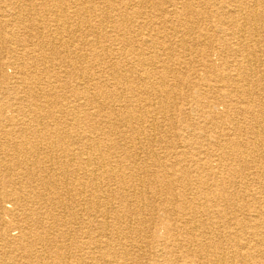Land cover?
Instances as JSON below:
<instances>
[{"label":"rangeland","instance_id":"obj_1","mask_svg":"<svg viewBox=\"0 0 264 264\" xmlns=\"http://www.w3.org/2000/svg\"><path fill=\"white\" fill-rule=\"evenodd\" d=\"M26 1L0 0V8H4L0 10V186L11 176V188L24 189L18 159L35 153L26 149L38 146L41 158L66 153L89 159L95 150L86 148L90 146L86 140L100 137L103 153L111 159L109 177L105 179L108 194L100 195L98 200L109 201L111 227L120 232L111 238L120 241L114 251L120 255L129 252V264H212L214 257H202L204 254L194 251L195 245L191 244V251L181 249L180 245L190 239L186 230L194 231L200 238L205 227L199 228V220L218 230L229 226L230 221L252 222L254 217H250L247 207L240 208L236 203L239 199L232 201L235 205L228 204L230 201L221 197L222 192H247V201L252 203L264 199V18L248 25L243 43L242 32L227 23L230 14L222 9L230 8L233 0H113L110 7L103 0H84L87 10H77V4L69 0L62 10H21ZM250 5L236 15L238 23H244ZM260 5L264 11L262 0ZM106 11L112 14L107 24L94 29ZM255 31L256 37L252 33ZM96 38L101 41V57L95 53L92 40ZM120 46L123 54L112 55L113 48ZM234 46L244 47V56L234 54ZM254 52L262 61L252 62L257 74L246 84L251 90L246 95L252 101L251 113H242L234 103L241 107L243 94L239 90L247 81L241 71L248 67V58ZM119 66L123 69H116ZM109 68L120 70L122 79L117 81V87L107 91L123 97L112 105L94 104L93 77L102 75L106 82H113ZM21 74L36 85H24ZM28 89H32L31 95ZM33 100L39 104L37 107L29 104ZM95 110L102 114L99 120L92 115ZM121 111L126 120L118 115ZM128 124L133 128H128ZM249 126L259 129V133L252 132ZM3 158L9 164L1 161ZM80 164L78 161L72 166V177L78 179L72 184L93 190V181L89 183ZM50 187L53 192L55 189ZM124 192L127 197H123ZM197 193L199 199H195ZM205 194L215 197L206 206L202 204L213 212L211 220L206 219L203 209L196 215L190 211L201 206L197 203L203 201ZM262 204L256 202L253 207ZM12 205L9 199L0 198V264H52L58 256L61 264H83L85 256L91 254L92 249L82 247V242L88 240L84 234L89 227L91 234L98 230L94 208L74 209L77 215L71 221V229L72 234L77 231V241L69 235L66 240L57 239L51 247L39 244L34 237L28 240L21 236L10 211ZM138 208L140 211L136 212ZM260 220L264 221V217ZM235 226L238 225L230 224L224 234ZM57 229L61 232V226ZM231 240H222L221 252L224 251L226 262L234 264L232 260L238 257L230 252ZM94 252L99 264H104L99 258L101 253L96 249ZM160 252L164 257L158 256ZM259 253L253 264H264V255ZM21 255L25 256L23 260Z\"/></svg>","mask_w":264,"mask_h":264},{"label":"bare ground","instance_id":"obj_2","mask_svg":"<svg viewBox=\"0 0 264 264\" xmlns=\"http://www.w3.org/2000/svg\"><path fill=\"white\" fill-rule=\"evenodd\" d=\"M5 1V0H2ZM28 1V2H27ZM24 5L21 6V10H26V8L28 7L29 10H62V8L64 7V5L66 4V2H68L69 0H58L60 1L59 3H55L57 0H27ZM113 0H103L102 3L103 4H110ZM70 2L77 4V10H87L86 4L84 2V0H70ZM262 2H264V0H262ZM251 5L248 7L247 9V17L245 16L244 19V23H238V21H236V15L239 14L242 11V8L245 5L250 4ZM101 5V4H100ZM104 5V7H106ZM101 7V6H100ZM108 7V8H109ZM107 8V7H106ZM222 8V7H221ZM224 10H226L230 16L228 17V19L226 20L228 24L232 25L233 27H236L238 30H240L242 32V37L241 40L244 43L247 39V34H245L246 29H248V25H255L257 22H259L261 19L264 18V11H261V5H260V0H233L232 6L229 8V6L226 8H222ZM0 10H4L3 6L0 8ZM9 10V9H8ZM11 10V9H10ZM64 10V9H63ZM115 10V9H113ZM117 10V9H116ZM264 10V8H263ZM14 12V11H13ZM16 12V10H15ZM107 12V11H106ZM20 13V12H19ZM3 14V13H2ZM11 14V13H10ZM24 14V13H23ZM111 12H107L104 15V18L101 20H97L96 23L94 24V29H98L99 27H101V24H107V21L110 17ZM14 15V14H12ZM57 15V14H56ZM118 15V14H117ZM233 18H232V16ZM112 16V14H111ZM120 17V16H119ZM16 18V17H15ZM57 18V16H56ZM72 18V17H71ZM70 18V19H71ZM113 18V17H112ZM122 18V17H121ZM132 18V17H131ZM136 18V17H135ZM18 19V18H17ZM88 19V17L86 18ZM118 19V18H117ZM124 19V18H123ZM123 19H118V20H123ZM152 19V18H151ZM5 20V19H4ZM131 20V19H130ZM3 21V20H2ZM11 21V20H10ZM13 21H15L13 19ZM89 21V20H88ZM54 22V21H52ZM69 22V21H68ZM75 22V21H74ZM118 22V21H117ZM65 23V22H64ZM113 23V22H112ZM10 24V23H9ZM49 24V23H48ZM71 24V23H69ZM6 25V24H5ZM66 25V23L64 24ZM89 24H87L88 26ZM116 25V24H114ZM118 25V24H117ZM125 25V24H123ZM68 26V25H67ZM164 26V25H163ZM13 26H11L12 28ZM61 27V26H60ZM71 27V26H70ZM90 27V26H88ZM115 27V26H114ZM152 27V26H151ZM62 28V27H61ZM121 28V27H120ZM128 28V26H127ZM1 29V28H0ZM69 29V26L68 28ZM74 29V28H73ZM93 29V28H92ZM257 29V28H256ZM70 30V29H69ZM77 30V29H76ZM120 30V29H119ZM168 30V29H167ZM6 31V29H5ZM15 32V31H14ZM59 32V31H58ZM5 33V32H4ZM75 33H77V31H75ZM79 33V32H78ZM253 34L256 33L252 32ZM251 33V34H252ZM17 34V33H16ZM68 34V33H66ZM145 34V33H144ZM252 34V35H253ZM15 35V34H14ZM19 35V34H18ZM51 35V34H50ZM61 35V34H60ZM75 35V34H74ZM257 33L254 35V37H256ZM16 37H18L17 35H15ZM30 36V35H29ZM55 36V35H53ZM66 36V35H65ZM78 36V35H76ZM258 36V35H257ZM49 37V36H48ZM58 37V36H57ZM67 37V36H66ZM69 37V36H68ZM105 37V36H104ZM108 37V36H107ZM8 38V37H7ZM62 38V36H61ZM121 38V37H120ZM4 40V39H3ZM29 40V39H28ZM64 40V39H63ZM121 40V39H120ZM149 40V39H148ZM255 41H257V39H254ZM6 41V40H5ZM9 41V39H8ZM14 41V40H13ZM94 43L95 48V53L96 55H101L100 54V50L98 51V49L101 46V41L100 39L96 38L94 40H92ZM119 41V40H118ZM132 41V40H130ZM150 41V40H149ZM58 42V41H57ZM121 42V41H120ZM252 42V41H251ZM6 43V42H5ZM59 43V42H58ZM148 43V42H147ZM27 44V43H26ZM137 44V43H136ZM62 45V43H61ZM118 45V44H117ZM151 45V44H150ZM237 45V44H235ZM2 46V45H1ZM6 46V45H5ZM27 46V45H26ZM69 46V44H68ZM137 46V45H136ZM155 46V45H154ZM239 46H241L239 44ZM11 47V46H10ZM166 47V46H164ZM70 48V47H69ZM136 48V47H135ZM169 48V47H168ZM167 48V50H168ZM242 48V46H241ZM240 47H236L234 46V48H231V50L233 52H235L234 54H237L238 56H244L243 53L246 52L245 48L243 47V49H241ZM58 49H60V46L58 47ZM64 49V48H63ZM115 50H113L112 55L117 56V55H122L123 54V48H121V46L119 48H113ZM103 50V49H102ZM108 50V49H107ZM2 51V50H1ZM59 51V50H58ZM63 50H60V52ZM17 52V51H16ZM102 52V51H101ZM65 53V52H64ZM94 53V54H95ZM142 53V52H141ZM32 54V53H31ZM67 54V53H66ZM107 54V53H106ZM68 55V54H67ZM260 55V54H259ZM33 56V55H32ZM60 56V55H59ZM58 56V57H59ZM103 56V55H102ZM111 56V55H109ZM36 57V56H35ZM68 57V56H67ZM76 57V56H74ZM101 57V56H100ZM122 57V56H121ZM34 58V57H33ZM41 58V57H40ZM39 58V61H40ZM86 58V57H85ZM107 58V57H106ZM105 58V59H106ZM115 58V57H114ZM150 58V57H149ZM153 58V57H152ZM20 59V58H19ZM35 59V58H34ZM74 59V58H73ZM104 59V57H103ZM117 59V58H115ZM114 59V60H115ZM123 59V58H121ZM248 61V67H245L243 71H241V73H244L243 75H245L244 77V82L245 80H247L244 84V86L239 90L240 92H242L243 96H241L242 101L241 103V107L239 106L238 103H234L235 105L238 106V110L241 111L242 113H251V98L250 96L246 97V95L248 93L251 92L250 88L247 87V85H249V80H252L256 74L255 69L252 64V62H259L262 61V57H258L255 52L252 54V56H250ZM23 60V59H22ZM43 60V59H42ZM119 61V59H118ZM124 61V59H123ZM150 61V60H149ZM153 61V60H152ZM71 62V61H70ZM75 62V61H74ZM116 62V61H115ZM170 62V61H169ZM14 63V61H13ZM110 63V62H109ZM15 64V63H14ZM13 64V65H14ZM29 64V63H27ZM39 64V63H38ZM99 63H96V65L94 64L95 67L98 66ZM112 65H114L113 63H111ZM157 64V63H156ZM172 64V63H171ZM255 64V63H254ZM257 64V63H256ZM22 65V64H21ZM111 65V66H112ZM3 66V65H2ZM23 66V65H22ZM30 66V65H29ZM238 66V65H237ZM240 66V65H239ZM113 67V66H112ZM23 68V67H22ZM74 68V67H73ZM93 68V67H92ZM164 68V67H162ZM166 68V67H165ZM31 69V68H30ZM43 69V68H42ZM111 70V68H109ZM116 69H123L121 68V66H119ZM114 68V70H111L109 73L113 78V82H106L105 79H103V76H99L96 77L94 76V86H93V90H95L94 94L95 95L93 97V102L94 104H110L112 105L113 103L119 101V99H121V95L120 96H114L110 93H108V89L109 87H114L116 86L117 81H119L120 79H122V73H120V70H116ZM37 70V69H36ZM99 70V69H98ZM97 70V71H98ZM106 70V69H105ZM164 70V69H163ZM40 71V70H38ZM47 71V70H46ZM100 71V70H99ZM109 71V70H108ZM107 71V72H108ZM124 71V70H123ZM22 72V71H20ZM24 72V71H23ZM22 72V73H23ZM32 72V71H31ZM103 73V71H102ZM105 73V72H104ZM151 73V71H150ZM240 73V74H241ZM8 74V73H7ZM32 74V73H30ZM41 74V73H40ZM22 75V74H21ZM39 75V74H38ZM42 75V74H41ZM83 75V74H82ZM81 75V77H82ZM150 75V74H149ZM34 76V74L32 75ZM156 76V75H155ZM23 77V75H22ZM92 77V76H91ZM127 77V76H124ZM32 78V77H31ZM40 78V77H39ZM89 78V77H87ZM128 78V77H127ZM164 78V77H163ZM27 79V80H26ZM35 79V78H34ZM44 79V78H43ZM109 79V78H108ZM22 80V78H21ZM58 80V79H57ZM40 81V80H39ZM50 81V80H49ZM48 81V82H49ZM161 81V80H160ZM158 81L160 84L161 82ZM54 82V80H53ZM60 82V81H59ZM150 82V81H149ZM153 82V81H152ZM167 82V81H166ZM248 82V83H247ZM23 83L24 85H26L25 83L28 84V86H30L31 84V80L27 77H23ZM33 83L35 84V82L32 81V88H33ZM92 83V82H91ZM155 83V82H154ZM164 83V82H163ZM87 84V83H86ZM119 84V83H118ZM157 84V83H156ZM247 84V85H246ZM36 85V84H35ZM53 85V84H51ZM82 85V84H81ZM154 85V84H153ZM30 86V87H31ZM150 87L152 85H149ZM49 87V86H48ZM54 87V86H53ZM61 87V86H60ZM117 87V86H116ZM154 87V86H153ZM15 88V87H14ZM35 88V87H34ZM47 88V87H46ZM70 88V87H69ZM160 88V87H159ZM19 89V88H18ZM56 89V88H55ZM25 90V89H24ZM32 90V89H30ZM28 89L29 94L31 95V93L33 91H30ZM41 90V88L39 89ZM172 90V89H171ZM49 91V90H48ZM52 91V90H50ZM150 92V91H149ZM153 92V91H152ZM155 92V91H154ZM39 93V92H38ZM53 93V92H52ZM50 93V94H52ZM154 94V93H153ZM245 94V95H244ZM40 95V94H39ZM54 95V93H53ZM137 95V94H136ZM41 96V95H40ZM48 96V95H47ZM158 96V95H157ZM252 96V95H251ZM26 97V96H25ZM63 97V96H62ZM91 97V96H90ZM154 97V96H153ZM53 98V97H52ZM92 98V97H91ZM46 99V98H45ZM57 100V98H55ZM63 99V98H62ZM65 99V98H64ZM146 99V98H145ZM167 99V98H166ZM47 100V99H46ZM61 100V99H60ZM150 100V98H149ZM35 101V100H33ZM54 101V100H51ZM63 101V100H62ZM41 102V101H40ZM45 102V101H44ZM43 102V103H44ZM47 102V101H46ZM55 102V101H54ZM128 102V101H127ZM154 102V101H153ZM161 102V101H160ZM91 103V102H90ZM122 103V102H120ZM155 103V102H154ZM30 105H35L36 107L39 105L36 101L35 102H30ZM42 105V104H41ZM56 105V103L54 104ZM59 105V104H58ZM132 105V104H131ZM44 106V105H43ZM122 106V105H120ZM35 107V108H36ZM42 107V106H41ZM52 107V106H51ZM55 107V106H54ZM61 107V106H60ZM59 107V108H60ZM64 107V106H63ZM81 107V106H80ZM119 107V106H118ZM77 108V107H76ZM89 108V107H88ZM95 108V107H94ZM174 108V107H172ZM64 109V108H63ZM87 109V108H86ZM99 109V108H98ZM80 110V109H79ZM91 110V109H90ZM53 111V110H52ZM38 112V111H37ZM149 115V111L147 112ZM257 113V112H256ZM264 113V112H263ZM24 114V113H23ZM46 115V114H45ZM92 115L94 116V118L97 120L98 118H100L102 116V114L100 113V110H95L94 112H92ZM118 115L121 117V119L125 118V120L127 119L126 114L124 113V111H121L118 113ZM131 115V114H129ZM151 115V114H150ZM40 116V115H39ZM51 116V114H50ZM53 116V115H52ZM51 116V117H52ZM115 117V116H114ZM131 117V116H130ZM142 117V116H141ZM153 119V118H152ZM99 120V119H98ZM139 120V119H138ZM154 120V119H153ZM150 121V122H153ZM156 120V118H155ZM264 120V117L262 116V122ZM102 121V120H101ZM100 121V122H101ZM155 122V121H154ZM104 123V121H103ZM134 123V122H133ZM79 124V123H78ZM107 124V123H106ZM58 125V124H57ZM93 125V124H92ZM128 128L132 129L133 127L131 125H126ZM153 126V125H152ZM258 127V126H256ZM120 128V127H119ZM38 129V128H37ZM49 129V127H48ZM61 129V128H60ZM249 129H252L251 126H249ZM43 130V129H42ZM254 130L255 134H258L259 132H257L254 127L252 129V132ZM89 131V130H88ZM39 134V131H37ZM48 133V132H47ZM250 134H252L251 132H248ZM262 133V131H261ZM44 134V133H43ZM42 134V135H43ZM64 134V133H63ZM81 134V133H80ZM25 135V134H24ZM29 135V133H28ZM40 135V134H39ZM27 136V134H26ZM30 136V135H29ZM28 136V137H29ZM41 136V135H40ZM257 136V135H256ZM25 137V136H24ZM27 137V138H28ZM66 137V136H65ZM79 139V138H78ZM77 139V140H78ZM139 139V138H138ZM80 140V139H79ZM78 140V141H79ZM8 141V140H6ZM36 141V140H34ZM40 141V140H39ZM56 141V140H55ZM58 141V140H57ZM56 141V142H57ZM90 146L88 148V146H86L87 149H91L94 148L95 151H93V155L92 157H90L89 159L86 157L85 158H81V156H77V155H68V154H64V155H60V156H53V155H48V156H44L43 158H41L40 154H39V149L36 148H31V150H27L26 151H34V154H24V156L22 158H20V156H18L20 159L18 162V167L21 169V175H23V186L24 189L22 190H16V189H12L11 185L13 183V178L11 176H8V180L4 182L3 185L0 186V198H7L9 199V202H12L13 205L10 207L12 208L10 211L13 212V219L15 221V224L17 226L16 229H19L21 232V236L22 237H26L29 240V237H34L35 239H37V241H39V244H52L54 243L57 239H59L58 242H60V240L63 239H67V237L69 235L72 236L73 240L77 241L78 238V233L77 231L75 233L72 234V223L71 221L73 219L76 218L75 215V208H78V206L80 207H86L89 206V208L92 209L94 208V212L95 218L98 217L97 219V223H98V230H95L92 232L90 231V227L88 228V230H86L84 236L88 238V240H86L85 242H82V247L84 245V248H91V254L88 256H85V262L83 264H99L100 259H98L97 256H95V252L94 250L96 249L99 253H101L100 257L101 259L104 260V264H129L128 262H130V259L128 257V255L130 254L129 252H124L122 253V255L118 254L116 251H114V249L116 248V245H118V243L120 242L119 240L114 241L111 238L115 235V234H120L119 231L116 230V228L114 227L112 229L111 224H110V214L108 213V203L109 201L103 202V200L101 199V201H99V197L100 195H107L108 193V189L105 188V179H107L109 177V172L108 170H110L108 168V165L110 164V159L108 156L104 155L103 153V149L101 148V138L100 137H95V136H91L86 140ZM234 141V140H233ZM23 142V141H22ZM31 142V141H30ZM38 142V141H37ZM54 142V141H53ZM69 142V141H68ZM67 142V143H68ZM5 143V141L3 142ZM42 143V142H41ZM245 143V142H244ZM13 144V142L11 143ZM24 144V143H22ZM32 144V143H31ZM247 144V142L245 143ZM244 144V145H245ZM33 145V144H32ZM42 145V144H41ZM62 145V144H61ZM237 144H235L236 146ZM12 146V145H11ZM251 146V145H249ZM2 147V146H1ZM13 147V146H12ZM19 147V146H18ZM33 147V146H31ZM53 147V146H52ZM238 147V145H237ZM247 147V146H244ZM256 147V146H255ZM14 148V147H13ZM122 148V147H121ZM240 148V147H239ZM257 148V147H256ZM1 149V148H0ZM264 149V148H263ZM5 150V149H4ZM22 150V149H21ZM23 150H25L23 148ZM41 150V149H40ZM67 150V149H65ZM120 150V149H118ZM234 150V149H233ZM241 150V149H240ZM2 151V150H1ZM6 151V150H5ZM25 151V152H26ZM42 151V150H41ZM55 151V150H54ZM122 151V150H121ZM238 151V149H237ZM243 151V150H242ZM259 151V150H258ZM8 152V151H7ZM38 152V153H36ZM49 152V151H48ZM68 152V151H67ZM80 152V151H79ZM83 152V151H82ZM92 152V150H91ZM119 152V151H118ZM50 153V152H49ZM64 153V152H63ZM246 153V152H244ZM109 154V153H108ZM125 154V153H124ZM130 154V153H129ZM138 154V153H136ZM47 155V154H46ZM81 155V154H80ZM85 155V154H84ZM139 156V155H138ZM2 157V156H1ZM8 157V156H7ZM241 157V156H240ZM245 157V156H244ZM9 158V157H8ZM13 158V157H12ZM113 158V157H112ZM243 158V157H242ZM247 158V157H245ZM1 159V158H0ZM4 160L1 161H5L6 158H3ZM10 159V158H9ZM84 162H83V161ZM141 160V159H140ZM175 160V159H174ZM244 160V159H243ZM9 160H6V164L8 163ZM80 162L83 166V171H85V174L88 175L89 178V183L90 180L93 181V190H88L86 188L77 186L75 184H72L73 182H75L76 180H78L77 178H73V174H72V166L76 163V162ZM113 161V160H112ZM179 161H183V160H179ZM2 162V163H3ZM44 162L48 163L46 164V167H43ZM140 162V161H139ZM16 163V162H15ZM112 163V162H111ZM136 163V162H135ZM17 164V163H16ZM80 164V165H81ZM119 164V163H117ZM5 165V164H4ZM138 165V164H137ZM158 165V164H157ZM173 165V164H172ZM241 165V164H240ZM159 166V165H158ZM247 166V165H246ZM42 167V168H41ZM121 167V166H120ZM136 167V166H135ZM258 167V166H257ZM16 168V167H15ZM112 168V167H111ZM160 168V167H158ZM247 169V168H246ZM259 170V169H258ZM9 171V169H8ZM41 171V172H40ZM79 171V170H78ZM83 173V172H82ZM166 173V172H165ZM20 175V174H19ZM120 175V174H119ZM108 176V177H107ZM20 177V176H19ZM115 177V176H113ZM134 177V176H133ZM141 177V175H140ZM87 179V178H86ZM122 182H123V178H119ZM141 179V178H140ZM15 181V180H14ZM21 181V179H20ZM81 181V180H80ZM141 182V181H140ZM17 183V182H16ZM86 183V182H85ZM14 184V183H13ZM138 184V183H137ZM140 184V183H139ZM89 185V184H88ZM16 186V185H15ZM52 186L55 190L52 191V188L50 187ZM142 186V185H141ZM263 186V185H262ZM79 187V188H78ZM121 186H119L120 188ZM138 187H140L138 185ZM144 187V186H143ZM14 188V186H13ZM112 188V187H111ZM172 188V187H171ZM227 188V187H226ZM123 191H125V188H120ZM142 189V188H141ZM174 189V188H173ZM127 190V188H126ZM110 191V190H109ZM117 191V190H116ZM133 191V190H132ZM136 191V190H134ZM175 191V190H174ZM172 191V192H174ZM126 192V191H125ZM125 192L123 193V197H127ZM128 193V192H127ZM175 193V192H174ZM247 192H245L244 194H241L238 191H230L229 193H219L221 194V197L225 200L227 199L228 201H230L228 204L230 205H235L233 202H236L237 199L240 200V202H236L239 204L240 208H246L249 211L250 217H254V219L252 218V222H248L246 224L243 223H229L230 224H236L238 226H235L233 228H231L228 232L225 233V230L229 227L226 226L224 229H214L211 228L209 226H206V223H202L203 220H199V228L201 229V227H205L203 228V232L200 235V238H198V236L196 235V233L194 231L191 230H186L187 232V237H189L190 239H188L186 242L182 243L180 245L181 249L182 247H184L185 249L188 248L189 251L192 250V248H190V246L195 245L194 246V251L196 253H199L202 257L207 256L208 254L212 255V257H214V260L212 262V264H232L230 261L229 263L226 262V256L224 254V251L221 252V242L223 239H226L228 237L232 238V246L230 252L233 253V255H236L238 258L233 259L232 261L235 263L234 264H253V261L255 260L256 253L261 254L260 256L264 255V221H261L260 219L262 217H264V205H260L258 207H253V205L256 202H261L264 203V199L260 198L261 200H257V201H253L252 202H248L247 198L248 195H246ZM134 194V193H133ZM211 194V193H210ZM129 195V194H128ZM137 196V194H134ZM109 197V196H106ZM74 198V199H73ZM133 198V196H132ZM142 198V197H141ZM147 198V197H146ZM203 201H199L197 204H200L201 206L199 208H194L191 209V214H197L200 211V209L205 210L207 207L206 204L208 202H212L214 200H212L213 196H209L208 194H205L203 197ZM243 198V199H242ZM114 199V198H113ZM118 199V198H117ZM195 199H199L198 198V193ZM116 200V199H115ZM138 200V199H137ZM147 200V199H146ZM125 201V200H124ZM134 201V200H133ZM233 201V202H232ZM144 202V201H143ZM125 203V202H124ZM184 203V202H183ZM108 204V205H107ZM118 204V203H117ZM202 204H204L205 206H202ZM215 204H217V202H215ZM113 205V204H112ZM141 206V205H140ZM144 206V205H143ZM185 206V205H184ZM212 206V205H211ZM203 207V208H201ZM85 209V208H84ZM239 209V208H238ZM113 210V208H112ZM121 210V209H120ZM143 212V209H141ZM133 211V210H132ZM136 212L140 211V209L138 208L137 210H135ZM79 212V211H78ZM84 212V211H83ZM88 212V211H87ZM92 212V211H91ZM114 212V211H113ZM122 212V211H121ZM135 212V213H136ZM142 212H140V215L142 216ZM157 212V211H156ZM253 212V213H252ZM112 213V212H111ZM215 213V211H214ZM62 214V215H60ZM90 214V213H89ZM213 212H210L209 209L205 210L204 216H206L207 220H211ZM82 215V214H81ZM93 215V214H92ZM136 215V214H135ZM121 216V215H120ZM130 216V215H129ZM91 217V216H89ZM123 217V216H121ZM139 217V216H138ZM234 217V216H233ZM247 217V216H246ZM136 218V217H135ZM134 218V219H135ZM142 218V217H141ZM230 218V217H229ZM47 219V220H46ZM140 219V218H137ZM144 219V218H143ZM165 219V218H164ZM49 220H51V222H49ZM123 220V218L121 219ZM81 221V220H80ZM138 221V220H137ZM142 221V220H141ZM140 221V222H141ZM71 223V224H70ZM186 224L184 225H188V222H185ZM78 224V223H77ZM95 224V223H94ZM61 226V232H58L59 229H57V227ZM91 226V225H90ZM165 226V225H164ZM163 226V227H164ZM198 226V225H197ZM60 228V227H59ZM80 228V227H79ZM196 231L197 228L193 227ZM192 229V228H191ZM193 229V230H194ZM107 230V231H106ZM185 230V229H184ZM100 232L99 233V237L96 238V236L94 235L96 232ZM129 231V230H128ZM50 235H53V238H50ZM105 236L106 239H102L101 237ZM110 236V237H109ZM136 236V235H135ZM56 237V238H55ZM119 238V237H117ZM12 239V238H11ZM221 240L219 242V240ZM5 242V241H4ZM10 242V241H9ZM31 242V241H30ZM234 242V243H233ZM230 243V242H229ZM192 244V245H191ZM30 245V244H28ZM146 245V244H145ZM51 246V245H50ZM20 247V246H19ZM31 247V246H30ZM52 247V246H51ZM39 248V247H38ZM122 248V247H121ZM131 249V248H130ZM25 250V249H24ZM27 251V250H26ZM38 252V251H37ZM135 253V252H134ZM223 253V254H222ZM31 255V254H30ZM133 255V254H132ZM7 256V255H6ZM56 256V255H54ZM160 257H164V254H161V252L159 253ZM8 257V256H7ZM32 257V256H31ZM42 257V256H41ZM234 257V256H233ZM264 257V256H263ZM262 257V258H263ZM25 258V256L21 255V259L23 260ZM36 258L38 260H40L38 254H36ZM59 256L53 261L52 264H61V262L59 261ZM33 259L31 258V261ZM24 263H27L26 260H24ZM73 264V262H68L66 264ZM204 263V262H203ZM4 264V263H3ZM32 264V263H31ZM41 264H46V263H41ZM47 264H50L49 262ZM63 264V263H62Z\"/></svg>","mask_w":264,"mask_h":264}]
</instances>
